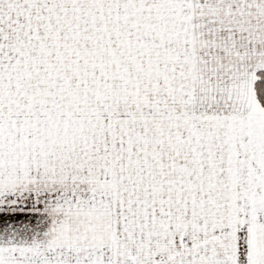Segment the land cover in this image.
<instances>
[{
  "label": "snow or ice",
  "instance_id": "1",
  "mask_svg": "<svg viewBox=\"0 0 264 264\" xmlns=\"http://www.w3.org/2000/svg\"><path fill=\"white\" fill-rule=\"evenodd\" d=\"M0 264H264V0H0Z\"/></svg>",
  "mask_w": 264,
  "mask_h": 264
}]
</instances>
